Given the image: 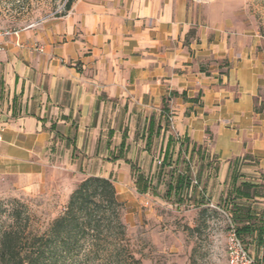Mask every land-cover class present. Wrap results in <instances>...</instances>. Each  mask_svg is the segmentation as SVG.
<instances>
[{
    "label": "crops",
    "instance_id": "crops-1",
    "mask_svg": "<svg viewBox=\"0 0 264 264\" xmlns=\"http://www.w3.org/2000/svg\"><path fill=\"white\" fill-rule=\"evenodd\" d=\"M205 10L187 0H74L0 37V194L65 186L68 196L89 176L118 193L141 176L149 189L161 170L172 188L186 176L187 193L181 153L203 160L212 199L264 221L251 204L264 185V36ZM243 183L256 195L235 196ZM241 238L264 247V237Z\"/></svg>",
    "mask_w": 264,
    "mask_h": 264
},
{
    "label": "rangeland",
    "instance_id": "rangeland-1",
    "mask_svg": "<svg viewBox=\"0 0 264 264\" xmlns=\"http://www.w3.org/2000/svg\"><path fill=\"white\" fill-rule=\"evenodd\" d=\"M66 1L0 0V29L21 31L61 16ZM187 1L203 6L206 10L202 13L206 16L221 18L239 31H255L264 36V0ZM177 148L174 158L178 155ZM179 156L177 169L182 170L186 165L189 183L193 185L179 197L180 201L176 195L167 194L168 183L173 178L167 170L159 171V182L156 177L145 193H139L134 182L121 193H118L119 187L115 188L117 198L123 204L121 219L128 246L140 260L139 264H227L226 236L233 224L229 207L221 200L211 198L210 174L204 168L203 160L200 157L185 159L181 153ZM61 181L66 185L70 179L63 177ZM67 189L53 186L45 194L35 197L0 194V231L9 226L11 214L18 211L22 218H27L28 230L38 234L44 232L63 212L70 195H66ZM259 193L260 197L251 204L263 210L264 185ZM242 240L251 254L264 256V247H258L255 240Z\"/></svg>",
    "mask_w": 264,
    "mask_h": 264
},
{
    "label": "trees",
    "instance_id": "trees-1",
    "mask_svg": "<svg viewBox=\"0 0 264 264\" xmlns=\"http://www.w3.org/2000/svg\"><path fill=\"white\" fill-rule=\"evenodd\" d=\"M74 0L64 4L65 14ZM61 14V15H63ZM188 182L180 176L174 188L167 187L180 201ZM150 184L137 176L136 189L144 193ZM251 185L240 184L235 196L251 198ZM123 204L113 183L100 177H85L73 189L63 212L42 233L27 229V218L20 212L11 214V223L0 231V264H139L126 239L121 219ZM237 235L264 237V221L245 207L230 211ZM260 225L255 226V222ZM242 239V238H241Z\"/></svg>",
    "mask_w": 264,
    "mask_h": 264
},
{
    "label": "built area",
    "instance_id": "built-area-1",
    "mask_svg": "<svg viewBox=\"0 0 264 264\" xmlns=\"http://www.w3.org/2000/svg\"><path fill=\"white\" fill-rule=\"evenodd\" d=\"M197 3H206L209 0H195ZM33 25L27 27L31 28ZM19 30L0 29V37L15 36L17 37ZM18 45V44H17ZM41 51L40 49H38ZM1 51V47H0ZM169 123L172 125L171 118H168ZM159 165L161 161L157 162ZM193 184L197 185L196 180H193ZM226 261L227 264H264V261L257 259L246 248L241 238L237 235L234 224L229 226V230L226 236Z\"/></svg>",
    "mask_w": 264,
    "mask_h": 264
}]
</instances>
